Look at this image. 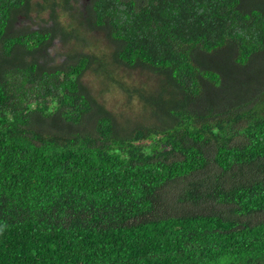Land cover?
Returning a JSON list of instances; mask_svg holds the SVG:
<instances>
[{
	"label": "trees",
	"instance_id": "trees-1",
	"mask_svg": "<svg viewBox=\"0 0 264 264\" xmlns=\"http://www.w3.org/2000/svg\"><path fill=\"white\" fill-rule=\"evenodd\" d=\"M58 5L66 26L9 34ZM95 29L111 63L83 53ZM56 35L78 47L51 66ZM0 264H264V0H0Z\"/></svg>",
	"mask_w": 264,
	"mask_h": 264
},
{
	"label": "rangeland",
	"instance_id": "rangeland-1",
	"mask_svg": "<svg viewBox=\"0 0 264 264\" xmlns=\"http://www.w3.org/2000/svg\"><path fill=\"white\" fill-rule=\"evenodd\" d=\"M86 0H79L81 9L84 8ZM43 2V0H32V6H35L37 3ZM59 6V5H58ZM35 13V14H34ZM60 6L55 7L54 11L42 9L31 8V12L28 18L19 17L18 21L13 26L12 30L9 31V34H15L18 32H26L34 29H41L44 31H50L56 24H64L69 22L68 17L65 14H61ZM37 14V15H36ZM38 25V26H37ZM86 44L84 43L83 53L87 54L90 57L101 58L102 60H107V62L111 63V56L114 53V44L112 41L107 39L106 35L103 31L93 30L89 32L86 39ZM78 43L76 41H69L63 43L60 37L56 35V38L52 39L51 45L47 46L41 53L40 57L41 61L48 63L51 66H58L63 61L67 54H69L73 49H77ZM92 61V60H91ZM94 61L90 62L89 68L85 71L82 76V82L89 90L90 94L93 95L94 98L97 99V102L100 104H104L105 107L108 108L110 113L118 115L115 111H120L122 108H126L128 105L124 103V97L122 96L123 92L117 91V88L110 83L102 82V79L97 76L93 71L95 70ZM114 77H118L124 82V86L126 85L128 89L133 86H140L146 90H151L153 92L156 91H168L171 92V86L167 87H158L159 83H161L162 78L153 75L152 73L146 71H132L124 68H111L108 69ZM248 75L243 76L242 80L238 83L239 88H244L250 82L254 84L255 79L253 78L255 75L254 67L248 68ZM126 90V89H125ZM177 89H174V94ZM137 100V101H135ZM133 101V111L128 113L130 118H136L139 122L142 121L143 118H148L151 114L150 111L144 106L143 103L139 104V99L135 98ZM140 102V101H139ZM124 105V106H123ZM131 106V107H132ZM160 121L158 120V123Z\"/></svg>",
	"mask_w": 264,
	"mask_h": 264
}]
</instances>
